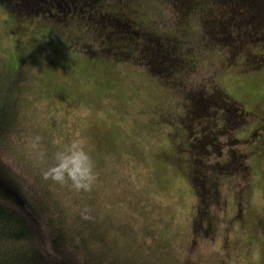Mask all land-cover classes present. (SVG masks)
Masks as SVG:
<instances>
[{
    "label": "rangeland",
    "instance_id": "rangeland-1",
    "mask_svg": "<svg viewBox=\"0 0 264 264\" xmlns=\"http://www.w3.org/2000/svg\"><path fill=\"white\" fill-rule=\"evenodd\" d=\"M124 1L109 0L119 15L136 13V28L143 24L172 45L169 50L164 42L160 49L151 44L165 59L162 66L150 60L144 69L146 60L138 65L137 58L116 53L107 37L91 33L93 26L112 28L103 18H89L94 13L99 19L107 0L89 4L82 17L74 11L64 19L29 15L0 2V101L17 102L20 95L17 129L23 124L38 134L35 141L27 132L16 134L33 159L29 166H9L12 197L33 208L28 180L45 168L33 155H52L53 177L65 175L77 156L85 189L94 195L87 207L95 221L110 224L111 233H123L120 249L133 252L125 243L133 244L138 251L130 256L149 255L151 263L168 256L163 264H264V18H251L247 5L235 0L232 9L210 8L212 13L186 12L182 0H127L131 6ZM171 63L175 68L168 70ZM163 80L183 85L169 92ZM185 92L188 98L180 99ZM167 119L174 139L161 127ZM82 157L95 161L85 167ZM210 177L219 178L222 188L203 213L208 196L199 194L200 181ZM49 185L43 183L48 191ZM70 187L68 193L80 190ZM68 198L61 200L66 209L73 208L71 200L84 205ZM31 210L39 219L37 209ZM209 212L210 229L197 220ZM148 227L154 233L144 234Z\"/></svg>",
    "mask_w": 264,
    "mask_h": 264
},
{
    "label": "trees",
    "instance_id": "trees-1",
    "mask_svg": "<svg viewBox=\"0 0 264 264\" xmlns=\"http://www.w3.org/2000/svg\"><path fill=\"white\" fill-rule=\"evenodd\" d=\"M126 1L127 0L124 1V3H126L125 5L131 6L129 1L128 3ZM182 1L185 4L186 12L199 10L212 13L210 8L213 9L212 11H214L216 8H219V10L223 8H233L232 0H189L191 3L187 4V6L186 1ZM203 1L206 3L202 4ZM235 1L238 4L244 2L247 5V9H249L251 18L254 19L259 17V21L263 20L264 0ZM0 2H6L11 6H14L17 10H22L26 14L38 15L39 17L44 15L43 17L47 18H63L68 14L70 15L74 11H77L78 15L82 17L83 14L87 12L85 9L89 4L92 6L97 3L95 0H0ZM115 3H117V1ZM259 3L262 4V7L259 6ZM107 5V11L101 10L102 12L98 14L99 19L96 18L97 14L94 13H89V18L98 20L102 23L104 21H109V23L112 24V28H104L103 24L101 23L102 25L100 27L93 26L94 30L91 33L97 32L98 36H102L103 38L107 37L110 47L113 48L116 53H124V55H127V57L130 56L137 58V64L138 60L140 59L146 60L147 63H143L141 65L144 66V69L147 68L146 64L148 65V68H150L148 63L150 60L153 66H162L164 64L163 60L165 59L154 49V47H152V45H155L160 49V46H163L162 42H164L163 44H167L169 50L172 49V45L165 39L162 41L160 36L148 30L143 24L140 26L141 29L136 28V20H134L136 13L131 9L121 12L120 14L122 15H119L113 10L116 8L114 2H109V0H107ZM95 8H97V4ZM233 16L234 14L230 13L229 17H227V20L231 21V17ZM215 25L219 26L223 30L228 29V25L223 22L217 21ZM88 26L91 25L88 24ZM43 28L45 27L41 26V29L44 32L48 31V28ZM98 28H103V30H98ZM59 30H62L65 35L69 34L66 27L63 26L62 23H60ZM79 34L81 35V32H79ZM135 35H138L141 40L136 39ZM161 61L162 63H160ZM171 66L172 67H168V70L173 69L174 64ZM172 82L173 81L163 80V84L166 85L165 87H168L167 89L169 92L176 89L177 86L179 89L181 84L183 85V82L174 84H172ZM215 90L217 94H225L223 89L216 87ZM178 96L180 99H182L184 96L188 98L187 92L184 94L179 93ZM19 99L16 102L15 100L10 101V97H7L0 101V264H163L161 262L166 261L168 256L162 258L163 260L160 263H151L150 261L152 260L151 256L149 255L143 254L138 256L134 253L130 256L129 254L138 250H136L133 244L131 245L129 241H127L125 244L131 246V250H133V252H131L125 246L121 249L119 248L118 244L120 243L117 241V239H119V236L123 235V233L120 234L115 231L111 233L109 229H106L110 228V224L105 223L102 225L100 222L95 221V213L93 209L91 207H87L94 199V195L92 194L93 191L90 190L89 192L85 189L86 185L84 184L81 175L83 170L81 164H79V157L77 156H74L73 158L74 166L71 165L70 169L65 170V175L53 177L49 167L52 165V161H54L55 164H57V161L51 160L52 155L47 151H45L46 153L42 155V159L39 157L36 158V156L33 155L35 159L43 161L42 165H45L44 168L37 161L38 166L43 167L42 174L37 176L34 173L35 178L28 180L29 185L32 183L31 188L34 184V189H28L32 196L31 200L33 203V208L35 207L41 214L39 219L36 218L37 216H34L32 213L33 210L31 209L33 208L30 203L27 205L25 201L17 202L18 200L16 201L12 197V194H16V189L14 187L15 178L12 169L9 166L12 164H14L13 167L17 165L20 168L21 166H29V164H32L31 160L33 159H30V155L28 154L30 151L28 150L26 143L24 145L20 144L16 134L19 132V134L23 135L25 132H27V136L32 137L34 141L38 136V134L35 132V129L28 128L29 126L25 127V125L22 124L21 127L17 129L16 117L20 108ZM187 118H190V114ZM243 119L244 118H242V120ZM236 120L239 121L238 119ZM162 121L164 126L161 125V127L165 128V131H167V133L174 139V136L171 133L172 131H170L168 122L169 120L167 119ZM222 121L228 127H231L228 123H226V119ZM229 121L230 119L228 122ZM21 122L23 123L22 120ZM214 124V121L210 122L211 126ZM242 125L243 124L237 126L241 127ZM238 127L235 130H238ZM20 130H23L22 133ZM21 137L26 138V136ZM32 144L34 143H31V145ZM82 158L85 167L89 166L90 162L92 165L95 161V158L94 161L91 159L92 157H89L88 159L84 157ZM234 158L235 156L231 157L232 161ZM43 183L51 185L49 191L43 187ZM72 183L80 189L79 191L77 190L75 194L68 193L70 190H72L70 187ZM212 183L214 186H212ZM19 184L21 187L27 186V184L24 182H20ZM200 184L201 187H199V194L202 195V192H204L208 196V199L205 200V206L207 207L208 204L210 206V203L216 201L218 195L221 192L222 181L217 177H210L208 179H204L203 181L201 180ZM207 184H209L208 188ZM217 184L220 185L217 186ZM1 187H3L8 194L2 191ZM36 187L40 196H38L36 193ZM57 189H62L63 191L58 192L56 191ZM212 189L213 193L212 198L210 199L211 194L209 190ZM242 189L243 185L238 190V192ZM30 190H33L34 193H32ZM81 191L84 193L86 192L87 197L84 198ZM207 191L209 194H207ZM67 196L81 200L82 204L84 203V205L78 206L73 200H71V206L75 208V212H72L73 208H70L71 210L64 208L63 206L65 205L61 200L62 198H68ZM233 197L236 198L235 193ZM224 198H228L227 195ZM74 204L76 206H74ZM207 211L208 207L203 213H206ZM136 218L138 223H140V218L138 215ZM197 218L200 226L202 223H207L208 229H210L214 215L210 214V212L207 216L206 214L200 213V217ZM148 224L152 226V224ZM194 225L196 226V224ZM163 227L165 226L160 227V229ZM154 230L155 227H148L146 231L143 229V232L144 234L147 231L154 233ZM179 264L187 263L182 261Z\"/></svg>",
    "mask_w": 264,
    "mask_h": 264
},
{
    "label": "flooded vegetation",
    "instance_id": "flooded-vegetation-1",
    "mask_svg": "<svg viewBox=\"0 0 264 264\" xmlns=\"http://www.w3.org/2000/svg\"><path fill=\"white\" fill-rule=\"evenodd\" d=\"M209 192H210V199L212 198V193H213V189L212 190H209ZM209 192L207 191V194H209ZM213 197H214V195H213Z\"/></svg>",
    "mask_w": 264,
    "mask_h": 264
}]
</instances>
